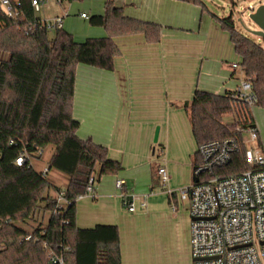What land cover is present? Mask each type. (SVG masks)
<instances>
[{
    "label": "trees",
    "instance_id": "16d2710c",
    "mask_svg": "<svg viewBox=\"0 0 264 264\" xmlns=\"http://www.w3.org/2000/svg\"><path fill=\"white\" fill-rule=\"evenodd\" d=\"M10 1L23 16L9 18L0 6V55L5 56L0 60V264H51L45 244L65 264H122L117 226H77V200L86 194L91 177L98 181L117 175L123 166L110 159L107 148L78 137L80 123L73 116L76 72L80 64L114 70V60L121 53L116 37L144 34L148 43H158L162 27L127 18L114 0H106L104 14L92 16L90 23L104 28L107 36L78 43L64 29L52 33L40 25L32 0ZM213 16L229 33L244 75L253 83L256 107L264 109V47L236 29L233 12L226 18ZM34 26L35 32L25 33ZM185 108L198 147L215 140L241 143L240 153L217 174L236 175L250 168L245 161L244 134L236 131L237 126L257 127L247 104L229 94L197 90ZM225 116L234 118L230 127L223 123ZM51 146L54 152L47 173L28 161L17 165L22 156L42 158L38 154ZM200 164L198 153L195 167ZM51 170L69 177L65 189L49 181ZM51 190L56 195L64 193L69 202L60 214ZM28 236H32L30 241Z\"/></svg>",
    "mask_w": 264,
    "mask_h": 264
},
{
    "label": "crops",
    "instance_id": "0c3cea01",
    "mask_svg": "<svg viewBox=\"0 0 264 264\" xmlns=\"http://www.w3.org/2000/svg\"><path fill=\"white\" fill-rule=\"evenodd\" d=\"M114 1L127 18L161 26V38L148 43L144 34L116 37L121 53L114 70L77 67L73 109L80 123L77 135L107 148L110 159L123 166L119 174L96 181L95 197L77 200V226H117L122 264H192L190 203L164 190L158 168H167L170 191L194 184L198 145L185 104L192 102L197 90L234 92L245 77L233 67L241 58L213 15L226 17L212 11L205 0ZM229 1L237 8L235 0ZM63 29L69 30L65 22ZM86 31L75 35L76 42L107 36L102 27ZM252 112L264 148V112L259 113L262 123L256 107ZM119 179L125 181V194L134 196V212L124 207L123 193L116 187Z\"/></svg>",
    "mask_w": 264,
    "mask_h": 264
},
{
    "label": "built area",
    "instance_id": "2783aa9c",
    "mask_svg": "<svg viewBox=\"0 0 264 264\" xmlns=\"http://www.w3.org/2000/svg\"><path fill=\"white\" fill-rule=\"evenodd\" d=\"M63 1L65 0H32V6L37 13L43 6ZM0 6L9 18L20 19L23 16L10 0H0ZM81 17L89 19L87 14H82ZM39 24L53 33L63 29L64 18L41 20ZM35 29V26L25 29V33H33ZM233 67L243 71L241 65L234 64ZM229 95L251 109L258 102L253 83L246 77ZM236 131L244 134L245 161L250 167L243 173L229 176L216 173V170L228 166L235 154L240 153L242 146L236 139L215 140L200 145L198 153L201 164L194 172L198 182L184 189L170 191L167 188L170 181L167 168H158L164 190L169 195H178L181 201L190 203L192 264H264V153L260 148L258 127L237 126ZM43 155V152L38 154ZM27 161L33 165L31 157L23 156L17 159V165L22 166ZM47 170L42 172L47 173ZM95 184V177H91L86 194L79 199L95 197ZM116 187L123 193L124 207L134 212V196L125 194V181L119 179ZM57 199V213L60 214L69 202L64 193L58 194ZM171 206L176 210L174 204ZM31 239L32 236L27 237L28 241ZM44 248L51 264H65L64 258L55 250L47 244Z\"/></svg>",
    "mask_w": 264,
    "mask_h": 264
},
{
    "label": "rangeland",
    "instance_id": "374dc122",
    "mask_svg": "<svg viewBox=\"0 0 264 264\" xmlns=\"http://www.w3.org/2000/svg\"><path fill=\"white\" fill-rule=\"evenodd\" d=\"M238 5L237 8H234L229 0H205L206 4L210 7L212 11L220 16L228 17L233 12L234 22L236 29L253 40L254 42L261 44L264 47V40L260 37L253 34V31L257 27L250 20L249 15L252 12V9H258L260 6H264V0H235ZM105 3L106 0H65L62 3L51 4L49 6H43L41 12H37L36 15L40 18H53L58 14L67 15L64 19L65 24L69 25V30L72 35H83L87 29H96L97 26H93L90 23V18L95 16V14H103L105 12ZM81 13H85L89 16L88 20H85L81 17ZM5 56L0 55V59H3ZM257 119L262 123L261 118L259 117L260 112H264L263 108L256 107ZM234 122L232 116H225L223 118V123L230 127ZM264 122V121H263ZM263 129H264V123ZM248 138V136H245ZM261 146V145H260ZM197 147V143H196ZM198 148V147H197ZM261 150L264 153V148L261 146ZM54 148L51 146L45 152L42 158L32 159L33 165L37 171H42L44 168L48 169V163L53 155ZM48 179L57 187L65 189L69 181V177L56 170H51L48 173ZM193 179V173L190 171L189 182ZM52 195H56L54 190H51ZM46 215L45 222L48 220ZM40 218L33 224L34 226L38 225ZM25 229H29L26 225H20Z\"/></svg>",
    "mask_w": 264,
    "mask_h": 264
},
{
    "label": "water",
    "instance_id": "95a60500",
    "mask_svg": "<svg viewBox=\"0 0 264 264\" xmlns=\"http://www.w3.org/2000/svg\"><path fill=\"white\" fill-rule=\"evenodd\" d=\"M250 20L257 27L253 34L264 40V6H260L258 9H252L249 15ZM159 129L157 128L154 142L158 141ZM194 182H198V179L194 177Z\"/></svg>",
    "mask_w": 264,
    "mask_h": 264
}]
</instances>
